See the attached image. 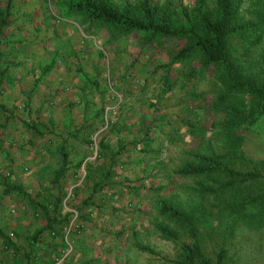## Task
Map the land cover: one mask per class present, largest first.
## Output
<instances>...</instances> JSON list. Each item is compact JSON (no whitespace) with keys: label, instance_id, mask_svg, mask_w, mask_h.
Returning a JSON list of instances; mask_svg holds the SVG:
<instances>
[{"label":"rangeland","instance_id":"374dc122","mask_svg":"<svg viewBox=\"0 0 264 264\" xmlns=\"http://www.w3.org/2000/svg\"><path fill=\"white\" fill-rule=\"evenodd\" d=\"M112 1L134 12L140 0ZM151 1L177 26L188 25L182 7L192 15L196 3ZM0 2L4 5L6 0ZM207 3L212 5L213 0ZM263 5L264 0H242L241 13L255 17V9ZM66 7L57 0L13 1V21L5 31L14 35L15 41L2 43V54L31 78L27 81L21 76L24 82L20 91H15L17 97H28L29 102L22 100L3 111L4 119L13 112L19 117L3 125L12 133L7 147L15 143L22 153L17 160L8 157L4 170L9 172L4 174L8 178L4 183H16L22 191L3 194V223L20 220L10 209L19 199L27 204L26 211L41 212L30 199L48 203L37 198L50 190L52 168L65 151L72 159L70 163L83 160L75 175L71 167L67 182L61 181L66 190L63 210H75L77 202L87 199L96 204L93 218H103L102 222L95 219L94 227L99 231L89 237L103 240L105 245L98 241L101 254L87 260L89 264H178L175 261L182 243L192 238L186 228L159 212L163 202L174 204L193 218L196 236L208 256L216 258V252L224 247L225 264H264V226L237 225L230 230L222 222L216 193L200 190L202 186H216L227 177L175 172L185 162L196 161L197 153H225L222 160L233 168L259 169L262 176L249 187H264V116L252 124L244 121L238 128V151L233 150L229 134L218 124L228 118L225 109L247 107L250 95L228 92L216 66L199 69L197 54L168 68L162 66L190 38L162 36L145 41L142 32L125 34L118 27L94 22ZM257 31L260 34L255 39L235 33L230 44L247 77L262 84L264 28ZM220 93L226 96L219 97ZM216 101L222 102L218 110L214 109ZM77 132L80 138L71 134ZM85 139L92 142L88 144ZM101 140L105 147H99ZM48 141L51 148L46 146ZM55 142L59 150L51 154ZM33 144L42 147L41 151L49 150L48 158L47 152L41 155L51 164V171L46 166L39 171L33 169L40 164L31 153ZM20 159L21 164L17 163ZM93 183H97L99 192H92ZM51 189L57 192V187ZM51 200L50 204L54 196ZM157 224L166 226L172 234L164 235ZM13 225L10 223L9 228ZM15 238L19 243L21 238ZM108 240L113 241L110 248ZM140 244L149 250L139 248ZM66 245L63 258L76 263ZM85 259L78 258L79 263L85 264Z\"/></svg>","mask_w":264,"mask_h":264},{"label":"trees","instance_id":"16d2710c","mask_svg":"<svg viewBox=\"0 0 264 264\" xmlns=\"http://www.w3.org/2000/svg\"><path fill=\"white\" fill-rule=\"evenodd\" d=\"M13 1L6 0L4 5L0 2V60L2 59L1 55H3L2 43L10 41L5 29L11 21ZM57 1H62L67 6L68 11L84 13L90 20L118 27L125 34L132 31L142 32L145 41L160 40L162 36L190 38L189 41L181 44L171 54L170 60L163 63L162 66L168 68L175 62H184L197 54L201 62L199 69L207 65L216 66L220 70V77L228 92H234V90L244 91L250 95L247 107L233 106L231 109H225L228 118L218 123L219 127L229 134V142L233 143V150H241L240 143L237 141L239 138L237 130L244 121L252 124L264 116V83H254L247 77L239 59L233 56L230 44V38L238 32H242L244 35L248 34L249 39H255L259 36L260 33L257 30L261 31L264 28L262 23L264 21V5L255 9V17H244L241 13L242 0H213L212 5H208L207 0H196L192 15H189L186 7H182L183 13L188 19V25L180 24L177 26L173 25L167 16L159 13L158 8L151 0H140L139 7L132 9L134 12L138 10L137 13L131 12L129 8H119L112 0ZM3 63V72H5L10 64L4 58ZM225 96V93L219 95V97ZM28 102L27 99L26 103ZM220 103L222 102L216 101L214 109H217ZM71 134L79 138L78 132ZM87 140L85 139L88 144L92 142ZM99 144L101 148L106 146L103 140ZM224 156H226L225 153L218 152L197 153L196 161L185 162L182 166L176 168L175 172L180 175L216 174L217 176H226L227 179L220 180L216 186H202L200 189L202 192L216 193L219 204L218 211L224 225L229 227L230 230H233L237 225L253 228L264 226V187L260 190L249 187L250 183H255L262 176L261 171L257 168L247 170L233 168L222 160ZM71 160L67 152L61 151L59 164L51 179V184L57 187L54 196L55 201L50 206L42 201L33 202L35 207L41 208L45 222L35 231L23 235V239L28 246L26 250L21 251L19 243L17 244L16 240H13L11 235L14 232L3 234L5 245L10 246L14 254L21 252L22 257L28 260L35 253V247L40 241L39 235L43 230L58 229L61 233L68 227L70 232L72 229L82 228L86 223L94 225L92 213L96 204L88 203L87 199L76 203V212L75 210H63L62 198L66 196V190L61 181H64L63 179L71 167L75 175L83 159H77L74 164L70 163ZM86 171L88 172V169ZM106 174L108 175V173L104 175L107 176ZM96 184L93 183L91 187L93 193L100 191L99 188H96ZM13 188V185L5 182L3 192L8 193ZM102 189H104L103 186ZM74 197L73 192L72 198ZM90 205L92 206L90 207ZM158 210L161 214L168 216L186 228L191 235V241L182 243L180 257L175 261L176 263L225 264L226 249L224 247L216 252V258L214 259L202 251L199 239L196 236L197 227L190 215L168 202L161 203ZM75 213V218L71 220ZM157 228L166 236L172 234V231L166 226L157 224ZM19 235L15 233L16 237ZM138 247L149 250L146 245L140 244ZM57 259L49 260L46 264H53Z\"/></svg>","mask_w":264,"mask_h":264},{"label":"crops","instance_id":"0c3cea01","mask_svg":"<svg viewBox=\"0 0 264 264\" xmlns=\"http://www.w3.org/2000/svg\"><path fill=\"white\" fill-rule=\"evenodd\" d=\"M13 8V5H12ZM11 8V11H12ZM11 18V15H10ZM12 18L11 21L9 22V24L12 22ZM8 24V25H9ZM7 25V26H8ZM6 26V28H7ZM6 32V31H5ZM9 35V40L8 42H14L15 41V36L8 34ZM2 59L0 60V264H46L49 260L58 258L57 261L53 264H80L78 258L85 256V264H89V262L87 260L91 259L92 257L95 256H99L101 253V249L102 247L99 245L101 243L104 244V241H100L97 240V238L95 239H90L89 236L91 235H95L98 234V231H96V229H98L97 227H94L96 225V222H94V225H91L90 223H86L89 224L90 226H92L93 228H91L88 225H85L81 228H77V229H72L69 232V227L68 229H65L64 231H62L61 233L58 231V229L55 230H43L40 233V241L38 242V244L35 247V253H33L31 255V257L26 260L24 257H22L21 252L14 254L13 251L11 250L10 246H6L4 243V239H3V234H10V231H13L14 234L11 235L13 237V240H16V236L15 233L20 234L19 237L21 238L20 242H19V246L21 247V251L26 250V248L28 247L25 240L23 239V235L24 234H29L33 231H35L37 228H40L44 222H45V218H44V214L43 212H30V211H26L27 210V204L24 203V201L22 199H19V201H17L16 205H11L13 207H11V213H13L14 216H17V218L19 217L20 220L18 221H5L3 223V194H7L3 192V188H4V180L8 179L5 175H8L9 172L8 171H4L7 167V165L9 164V159L8 157H11L12 159L17 160L22 154L18 151V147L16 145H14L15 143H13L12 146L7 147V144H9V140L12 139V133L10 131V129H7L6 126H4L3 124H6L7 121L9 119H14V120H18L19 117H17L15 115V113H8L13 114V116L11 117H5V119L3 118V111L8 109L9 107L11 108V106L15 107L16 104H18L19 102H22V100H24V102H26V100L28 99V97L20 98L16 96V92L15 91H20V87L22 82H24L23 80H30V75H28L25 70L23 69H17L14 68L15 67V63L14 62H10L9 64L10 66L5 69V72H3V55H1ZM8 60V59H6ZM21 76H24L22 79ZM26 81V82H27ZM33 83V81H32ZM15 89V90H14ZM17 89V90H16ZM9 108V109H10ZM32 136V134L29 135ZM61 138V137H60ZM80 138V137H79ZM64 139V137L62 138ZM80 140V139H79ZM82 142V141H81ZM85 144H87L86 142H83ZM32 144H26L24 146H29L31 147ZM36 145L33 144L32 146V151L31 153H33L32 155L35 156L34 159L35 161H40V164L37 165L36 168H33L34 170H41V168H48L49 171L51 168V164L44 160L45 157V153L47 152V158L49 157L50 153L49 150H45L42 149V147H35ZM48 148L50 147V141H48L47 145ZM57 142H55V148H52V152L51 154H54V151H58L59 149H57ZM13 147L16 149V151H14ZM86 147V146H85ZM36 149H38V151H36ZM10 150V151H8ZM21 152H23L22 150H20ZM28 153H30V151H27V155H29ZM41 153L45 154V155H41ZM57 155V154H56ZM28 157V156H27ZM44 160V161H43ZM23 161V160H22ZM29 161V160H28ZM21 159L20 161H17V163L21 164ZM59 164V163H58ZM46 166V167H45ZM58 166V165H57ZM57 166H55V168H52V175L54 170L57 168ZM22 168V166H21ZM27 165L23 166V169H27ZM5 172V173H4ZM5 174V175H4ZM76 174V173H75ZM5 176V177H4ZM67 175L66 177L63 179L67 182ZM51 179L52 176L50 178V190H48L46 192V195H40L37 199L39 200H45L48 202L49 206L51 205L50 202L53 200H51V198L53 196H55L54 192L52 193V187H56L55 185L53 186L51 184ZM13 185L14 188L12 190H16V191H22L21 187L18 186V184H11ZM69 187V186H67ZM66 188V187H65ZM71 188V187H70ZM10 193V192H8ZM49 194L51 196H49ZM44 196V197H43ZM38 201V200H37ZM33 199H30V204L34 207L33 204ZM35 209V208H34ZM76 213L74 214V217L71 219L73 220L75 218ZM93 213H92V217H93ZM93 221L96 220H100L101 222L103 221L102 217H97V218H92ZM13 223L14 225L9 228V224ZM101 225V224H100ZM8 227V230H6V228ZM86 227H90L91 229H85ZM85 230H89V231H85ZM93 231V232H92ZM90 232V233H88ZM80 236H84V239H79ZM69 237V238H68ZM99 241V244H98ZM17 242V241H16ZM113 241H109L108 240V248H110V246L112 245ZM74 245H73V244ZM117 243V242H116ZM18 244V242H17ZM69 244V245H66ZM98 244V245H97ZM65 245L67 246V249H70L71 252H73L74 257L76 258L77 262L76 263H71L69 262V259L67 263L66 258H63V253L65 254ZM105 245V244H104ZM70 246V247H69Z\"/></svg>","mask_w":264,"mask_h":264}]
</instances>
